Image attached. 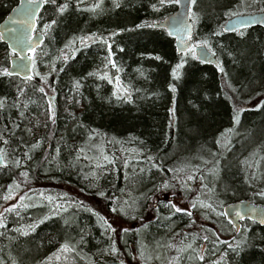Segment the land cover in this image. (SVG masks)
Here are the masks:
<instances>
[{"label": "trees", "instance_id": "obj_1", "mask_svg": "<svg viewBox=\"0 0 264 264\" xmlns=\"http://www.w3.org/2000/svg\"><path fill=\"white\" fill-rule=\"evenodd\" d=\"M18 2L0 0V22ZM177 8L159 0H44L38 29L46 39L34 76L0 72L8 161L0 168V264H154L160 254L156 264H183L178 257L188 251L193 264L200 255L206 264H264V226L245 220L236 233L224 214L237 200L264 204V27H221L231 13L263 11L264 0H196L194 40L209 41L219 68L179 54L168 31L151 26ZM92 34L84 44L75 39ZM12 55L0 38V69ZM181 58L177 79L171 69ZM160 192L189 204L191 216L170 201L154 204Z\"/></svg>", "mask_w": 264, "mask_h": 264}, {"label": "water", "instance_id": "obj_2", "mask_svg": "<svg viewBox=\"0 0 264 264\" xmlns=\"http://www.w3.org/2000/svg\"><path fill=\"white\" fill-rule=\"evenodd\" d=\"M43 6L44 0H19L18 4L0 22L1 40L13 52L8 67L11 73L9 75L19 76L23 79H29L34 76V56L37 49L46 39L44 32L38 29V17ZM192 10L193 5L189 4V0H181L174 13L155 23L156 27L167 30L170 36L175 39L176 49L179 54H184L182 49L186 45L191 48V45L195 43L194 24L191 16L188 15L189 11ZM237 19L247 23L248 27L246 28L254 26L264 27V10L239 13L237 16L230 17L223 26L226 25L228 28L235 30L225 32H235L241 29L236 23ZM188 28L191 30V40L186 34ZM30 49H35V51H30ZM195 51L201 57L199 61L219 68V61L207 46L199 45ZM49 98L53 106L55 95L52 93ZM4 160V155L0 152V168L6 166L3 163ZM253 209H255V212L252 211ZM237 210L244 213L243 219L236 215ZM224 212L227 213L226 217L235 227L237 233L241 230L242 221L244 220L249 219L264 226V223L260 222L261 219H264V204L255 203L250 199L237 200L226 204Z\"/></svg>", "mask_w": 264, "mask_h": 264}, {"label": "snow or ice", "instance_id": "obj_3", "mask_svg": "<svg viewBox=\"0 0 264 264\" xmlns=\"http://www.w3.org/2000/svg\"><path fill=\"white\" fill-rule=\"evenodd\" d=\"M46 2H47V0H46ZM52 3H55V0H52ZM77 3L79 4V3H80V0H77ZM165 3H175V4H179V3H181V0H159V4H160L161 7H162ZM195 3H196V0H189V4H190V5H194ZM117 6H119V5H117ZM98 7H99V4H91V5H88V8H89L90 10H95V9L98 8ZM151 7H152L153 9H155V8H157V4H152ZM67 8H68V4H67V3H64L63 5H60V6H59L58 11L61 12V13H63ZM188 15L192 17V21H193V23H194V22L196 21V19H197L196 13L193 12V11H189ZM237 15H238L237 13H231V16H237ZM55 22H56V21L53 20L51 23H52V24H55ZM236 23L240 26L241 29L248 27L247 23H245L244 21H241V20H239V19L236 20ZM144 24H146V22H142L140 25H136V27L144 26ZM49 26H50V25L45 24L44 27H45V28H48ZM151 26H152V27H156L157 25H156V24H152ZM221 27L223 28V31L235 30V29H230V28H228L226 25H225V26H221ZM182 30H183V29H182ZM117 31H123V29H118ZM186 34L188 35L189 40H191L192 37H191V30H190V28H188V30L186 31ZM217 34H219V33H217ZM94 35H95V34H92V35H90V36L77 37V38H75V39H78V40L80 41L81 44H84L86 41L91 40V39L94 37ZM111 35H115V33H112ZM239 35H240V36H244V35H245V32H244V31H239ZM0 38H2V37H0ZM99 38H100V39H104V37H99ZM71 43H75V40H73ZM199 45H204V46H207L208 48H211V45L209 44V41H208L207 39H205V40H199V41H196L195 43H193V44L191 45V48H189V47L186 45V46L182 49V51H183V53H184L185 56L191 55V56L196 57V59L199 60L201 57L198 56L197 53H196V51H195V49H196L197 46H199ZM69 46H70V45H66V47H69ZM13 51H15V49H13ZM30 51H33V52H34L35 49H30ZM229 55H231V53H229ZM66 58H67V57L65 56V59H66ZM157 58L159 59V57H157ZM112 63H113V65H114L115 62L112 61ZM186 63H187V61H186L184 58H181L180 61H179V63H177V64L175 65V67H173V68L171 69V74H172V76L178 79V78L180 77V75H181V73H180V69H181ZM220 71H221V72H224L223 67L220 68ZM0 72H2L3 74H11V73L9 72V69H8L7 67H5V68H3V69H0ZM90 75H91V73H90ZM104 75L107 76V73H104ZM45 78H46V77H45ZM79 86H80V82H79V81H76V87L79 88ZM168 87H169V88H172L173 90H175V87H176V86H175V84H169ZM117 88L120 89V90H122V91H124V92H127V89L122 88L120 84H117ZM40 91L43 92V91H44V88L42 87V88L40 89ZM53 91H54V89H53ZM128 98L131 99L130 96H129ZM262 103H264V102H262ZM3 106H4V105H3V102L0 101V107H3ZM257 106L259 107V105H257ZM49 108H50V110H51V117H54V116H55V111H54V109H52L51 102H49ZM173 111H174V109H173ZM241 111H242V110H241ZM51 117H50V118H51ZM233 118H234L237 122H239V115H238V114H237L236 116H234ZM38 146H39V141H38L36 144H33V145H32L33 148H36V147H38ZM2 151H3V150L0 149V152H2ZM3 163L7 164L8 161H7V160H4ZM16 163H17V165H19L20 162L17 161ZM156 167H159V165H156ZM22 175L25 176V177H27V176H28V173H27V172H23ZM188 179L191 180V179H193V177L189 176ZM165 185H167V181H165ZM11 187H12V186L9 185V188H10V189H11ZM99 195H100V196H103L104 193H103V192H100ZM259 195H260V196H264V192H260ZM9 198H10L9 196H5V199H9ZM49 199H52V198L49 197ZM200 203H203V202L201 201ZM170 207H171V208H174L176 212H185L186 214H188L189 216H191V212H190L188 209L180 208V207H178L176 204H172V203H170ZM196 207H197V204H196V203H193V204H192V208H196ZM11 210H12L11 208L6 209V211H11ZM112 210H113V211H117L116 208H113ZM119 211L123 212V211H124V208L121 207V208L119 209ZM252 211L255 212V209H253ZM16 214L19 215V212H17ZM224 214L227 215V213H224ZM97 215L100 216L99 213H97ZM236 215L239 216L241 219L244 218V213L240 212L239 210H237ZM47 218H48L47 216L44 217V219H47ZM100 219L103 221V223H104L105 225L108 226L109 229H111L112 231H115V229L112 228L111 224H109V222L107 221V218H105V217H103V216H100ZM260 222H261V223H264V219H261ZM3 223H4V220H3V214L0 213V226H2ZM34 227H35V225H30V226H28L29 230H34ZM25 234H26V233H25ZM203 239H204V240H208L209 237H208V236H204ZM217 242H218V243H225L224 241H217ZM239 244H240V242H237L235 245H233V247H239ZM61 247H62L63 249H65V250H68L69 245H68L67 243H65V244L62 245ZM187 247H191V245L189 244V245H187ZM112 251L115 252V251H118V250L115 249V248H113ZM199 259H200V260H204L205 257H204L203 255H200V256H199ZM221 259H223V257H221ZM120 264H123V261H121Z\"/></svg>", "mask_w": 264, "mask_h": 264}, {"label": "rangeland", "instance_id": "obj_4", "mask_svg": "<svg viewBox=\"0 0 264 264\" xmlns=\"http://www.w3.org/2000/svg\"><path fill=\"white\" fill-rule=\"evenodd\" d=\"M50 94H52V92H48V99L51 102V99L49 98V95ZM54 103H55V100H54ZM51 104H52V102H51ZM65 188H66V190L74 193L75 195H77L79 197H85V199L87 200V196H84L82 193H80L78 189H76L74 187H70V186H66ZM41 196L44 197L42 194H41ZM48 200H49L48 202H50V199L49 198H48ZM57 200L58 199H55V202H57ZM168 201L172 202L173 204H176L180 208H184V209H188V210L190 209V205L189 204H187L183 200L180 201L179 199L175 198L171 193L160 192V193L155 194V196L153 197L154 204H159L161 202L168 203ZM59 202H61V201L59 200ZM90 202L92 204H94L95 206H97L98 208L101 207V203L99 201H96V200L92 199V200H90ZM151 216H152V213L150 212L149 217H151ZM114 219L115 220H113L112 223H115L116 224L117 223L116 221H119V219H117V218H114ZM137 225H138V221H135L132 224H130V227L125 226V228H133V227H135ZM122 228H124V227H122ZM194 255L190 251H188L187 252V255L182 256V257H178L179 258L178 260H179V262L183 260V262H184L183 264H193L194 261H195V259H196V257H195L196 255L195 256ZM163 257L164 256H162L161 254L158 255L157 257H155L154 262H156V263H162ZM156 263H154V264H156Z\"/></svg>", "mask_w": 264, "mask_h": 264}, {"label": "flooded vegetation", "instance_id": "obj_5", "mask_svg": "<svg viewBox=\"0 0 264 264\" xmlns=\"http://www.w3.org/2000/svg\"><path fill=\"white\" fill-rule=\"evenodd\" d=\"M217 259H220V258H217ZM200 264H206V263H205V261L201 260Z\"/></svg>", "mask_w": 264, "mask_h": 264}, {"label": "bare ground", "instance_id": "obj_6", "mask_svg": "<svg viewBox=\"0 0 264 264\" xmlns=\"http://www.w3.org/2000/svg\"><path fill=\"white\" fill-rule=\"evenodd\" d=\"M214 254V253H213Z\"/></svg>", "mask_w": 264, "mask_h": 264}]
</instances>
